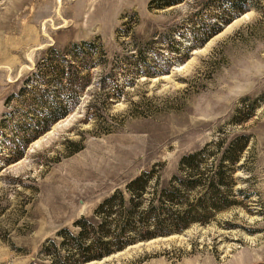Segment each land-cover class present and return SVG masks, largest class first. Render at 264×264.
<instances>
[{
	"label": "rangeland",
	"instance_id": "obj_1",
	"mask_svg": "<svg viewBox=\"0 0 264 264\" xmlns=\"http://www.w3.org/2000/svg\"><path fill=\"white\" fill-rule=\"evenodd\" d=\"M167 1L0 0V127L21 118L19 88L45 49L98 39L107 53L77 107L20 158L6 160L0 135V264H48L58 231L75 234L129 179L154 168L163 182L207 146L203 171L232 140L244 147L230 207L83 264H264V0ZM215 28L202 43L188 33ZM165 41L177 49L169 66ZM101 77L121 94L95 109Z\"/></svg>",
	"mask_w": 264,
	"mask_h": 264
},
{
	"label": "trees",
	"instance_id": "obj_2",
	"mask_svg": "<svg viewBox=\"0 0 264 264\" xmlns=\"http://www.w3.org/2000/svg\"><path fill=\"white\" fill-rule=\"evenodd\" d=\"M234 9L236 7L232 6L231 10ZM243 9L239 7L237 11ZM218 30L215 28L203 37L195 36L191 29L188 33L194 43L196 40L202 43ZM165 42L171 53L167 58L169 66L177 49L173 41ZM41 55L19 88L17 112L21 118L17 122L7 120L0 127V135L11 153L6 160L20 158L30 141L77 107L81 95L91 84L92 70L102 65L107 53L98 39H92L73 42L62 50L49 47ZM147 74L158 75L159 71L154 69ZM107 75L117 79L113 71ZM105 80L106 77H101L98 82L103 99L91 104L95 109L104 104V99L121 94L117 83L110 86L104 84ZM222 143L218 142L216 147H223ZM243 147L244 144L230 141L223 147L217 164L203 171L207 146L183 155L176 171L163 182L154 168L140 172L127 181L123 191L115 190L99 202L91 216L75 220V234L67 228L59 230L60 241H49V246L43 249L48 264L100 260L139 241L180 232L194 222L206 223L215 213L232 205L234 166ZM200 186L206 190L195 202H188L189 191Z\"/></svg>",
	"mask_w": 264,
	"mask_h": 264
}]
</instances>
